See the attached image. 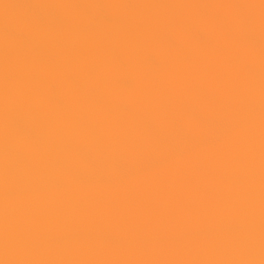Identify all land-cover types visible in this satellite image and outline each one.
Returning <instances> with one entry per match:
<instances>
[{"label": "snow or ice", "instance_id": "1", "mask_svg": "<svg viewBox=\"0 0 264 264\" xmlns=\"http://www.w3.org/2000/svg\"><path fill=\"white\" fill-rule=\"evenodd\" d=\"M0 264H264V0H0Z\"/></svg>", "mask_w": 264, "mask_h": 264}, {"label": "bare ground", "instance_id": "2", "mask_svg": "<svg viewBox=\"0 0 264 264\" xmlns=\"http://www.w3.org/2000/svg\"><path fill=\"white\" fill-rule=\"evenodd\" d=\"M132 2H137V0H132Z\"/></svg>", "mask_w": 264, "mask_h": 264}]
</instances>
